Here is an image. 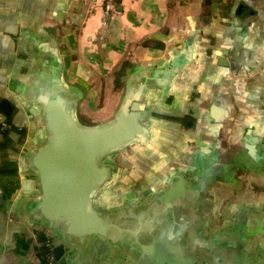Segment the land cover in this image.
Wrapping results in <instances>:
<instances>
[{
  "label": "crops",
  "instance_id": "1",
  "mask_svg": "<svg viewBox=\"0 0 264 264\" xmlns=\"http://www.w3.org/2000/svg\"><path fill=\"white\" fill-rule=\"evenodd\" d=\"M57 67L80 94L86 126L113 117L133 73L154 71L163 83L145 96L149 142L111 159L97 208L140 201L172 173L195 171L221 179L210 231L242 218L241 250L264 256V0H118L107 17L104 0H0V264H42V242L57 243L28 216L39 193L24 161L45 133L23 97Z\"/></svg>",
  "mask_w": 264,
  "mask_h": 264
},
{
  "label": "water",
  "instance_id": "2",
  "mask_svg": "<svg viewBox=\"0 0 264 264\" xmlns=\"http://www.w3.org/2000/svg\"><path fill=\"white\" fill-rule=\"evenodd\" d=\"M158 78L154 71L133 73L113 117L86 126L76 116L80 94L62 82L59 67L39 73L23 92L45 133L24 161L39 193L29 205L30 220L56 236V264H98L103 258L110 264H264L262 254L241 250L247 241L235 229L242 218L210 231L212 186L221 179L174 172L140 201L97 208L96 197L113 179L111 159L149 142L141 113L148 89L163 84ZM221 112L213 107L212 118Z\"/></svg>",
  "mask_w": 264,
  "mask_h": 264
},
{
  "label": "built area",
  "instance_id": "3",
  "mask_svg": "<svg viewBox=\"0 0 264 264\" xmlns=\"http://www.w3.org/2000/svg\"><path fill=\"white\" fill-rule=\"evenodd\" d=\"M117 0H104V15L105 17L109 16L112 12L115 11L117 3ZM46 244H48L51 247V250L54 246L52 239L49 237L45 240ZM47 264H56V261L53 257V255H49L47 257Z\"/></svg>",
  "mask_w": 264,
  "mask_h": 264
},
{
  "label": "trees",
  "instance_id": "4",
  "mask_svg": "<svg viewBox=\"0 0 264 264\" xmlns=\"http://www.w3.org/2000/svg\"><path fill=\"white\" fill-rule=\"evenodd\" d=\"M117 76L120 79L121 77H119V76H121V73H118ZM39 251H40L39 252V256L41 258V263L42 264H47V260H46L47 257L49 255H52L51 247L48 244H46V242H42Z\"/></svg>",
  "mask_w": 264,
  "mask_h": 264
},
{
  "label": "rangeland",
  "instance_id": "5",
  "mask_svg": "<svg viewBox=\"0 0 264 264\" xmlns=\"http://www.w3.org/2000/svg\"><path fill=\"white\" fill-rule=\"evenodd\" d=\"M116 3H117V1H116ZM2 127V126H1Z\"/></svg>",
  "mask_w": 264,
  "mask_h": 264
}]
</instances>
